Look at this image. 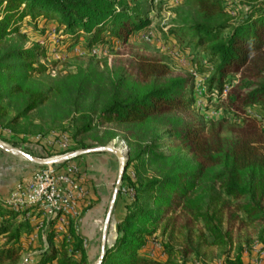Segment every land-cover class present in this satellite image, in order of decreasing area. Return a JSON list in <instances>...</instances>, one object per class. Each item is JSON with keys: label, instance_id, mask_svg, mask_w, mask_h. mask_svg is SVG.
I'll return each mask as SVG.
<instances>
[{"label": "trees", "instance_id": "16d2710c", "mask_svg": "<svg viewBox=\"0 0 264 264\" xmlns=\"http://www.w3.org/2000/svg\"><path fill=\"white\" fill-rule=\"evenodd\" d=\"M183 1L178 25L169 32L203 48L208 90L222 102L218 123L195 118L192 80L146 55L125 69L105 62L100 71L88 66L50 84L40 79L47 71L40 63L46 47H24L26 18L54 19L64 36L84 39L89 49L109 40L125 47L150 24L136 0H0V126L11 131L12 143L17 145L15 135L25 133L17 129L36 114L54 123H80L73 137L81 149L92 148L88 140L99 147L119 137L128 145L126 169H134L136 182L127 174L124 181L136 193L123 201L125 215L118 217L115 206V235L101 264H162L140 251L163 222L164 230H188L201 222L214 245H226L225 212L257 228L264 242V0L238 15L228 11L226 0ZM229 120L235 125L224 137ZM39 129L37 134L50 132ZM21 214L0 202V264L21 260L20 240L32 232L27 220L19 221ZM54 233H48L49 245L34 264H89L85 238L73 222L58 249ZM184 240V254L194 252L190 236ZM228 263L244 264L242 253Z\"/></svg>", "mask_w": 264, "mask_h": 264}, {"label": "rangeland", "instance_id": "374dc122", "mask_svg": "<svg viewBox=\"0 0 264 264\" xmlns=\"http://www.w3.org/2000/svg\"><path fill=\"white\" fill-rule=\"evenodd\" d=\"M258 0H226V7L232 15L246 13L249 7L255 5ZM147 12L150 24L146 30H140L132 35L128 45L121 47L116 41H110L106 46L89 49L84 39L72 40L62 34V28L54 19L39 17L36 21L26 18L22 24L21 32L26 34L27 39L23 42L24 47L33 49L36 45L46 47L45 58L40 63L47 69L40 79L46 83H52L69 75L75 74L80 68L92 66L99 71L103 69L106 62L110 69H125L136 56L146 55L165 63L175 75H181L192 80L191 90L194 99V116L199 122L210 123L220 122L224 113L220 108L222 102L218 94L209 91L207 82V67L205 52L202 47L196 44L189 45L186 41H179L170 35V29L178 25V12L184 3L183 0H136ZM133 5V4H132ZM204 88V89H203ZM229 87L224 90L228 92ZM227 95V93H226ZM225 95V96H226ZM222 94V98H225ZM72 118L64 122H52L39 115L33 114L30 121L17 129L25 131L24 134L15 135L18 139L17 146L3 141L8 147L19 149L29 155L42 159H56L63 156L97 148H112L115 150L129 148L122 137H119L104 146L95 147L90 140L86 145L90 149H81L74 140L76 122ZM81 124L78 123L77 126ZM235 124L232 120L223 125V136L230 137L229 129ZM39 126L50 132L42 135ZM76 126V127H77ZM0 132H6L13 137L11 131L0 126ZM22 133V132H20ZM101 156V161L87 163V156ZM24 163H29L22 158ZM83 160V161H82ZM128 162V160H127ZM126 162V165H127ZM36 170L47 165H32ZM59 170L67 168L76 170L74 178L87 190V198L80 203V216L77 219H67L66 224L59 230L57 219L54 226L48 224L51 220L43 221L42 226L37 224L38 217H27L21 214L19 221L27 220L31 227L30 235H23L20 243L24 249L19 264H34V260L44 253L49 245L48 233L53 229V243L58 249L63 241L69 238V229L73 222L74 229L84 238V247L89 254V264H97L102 253V241L104 236L107 215L111 209V203L115 196L116 201L111 210V217L107 227L106 242H112L115 235V225L120 214L125 215L123 201L134 199L135 190L129 187L124 181L127 174L132 182H136V175L133 168L126 169L120 180L122 161L113 153H90L79 156L73 160L53 164ZM34 171V172H35ZM118 202L119 212L117 217ZM8 206L7 200L2 202ZM122 210V211H121ZM100 211V219H95L94 213ZM116 211V212H115ZM114 212L116 215H114ZM94 214V215H93ZM228 212L222 216L223 232H230L229 243L218 246L213 244V239L205 230L203 223H196L188 230L179 226L164 230V222L159 230L146 241L145 248L140 251L147 258L162 264H229L237 253H242L244 264H264V242L259 239L257 228L247 221L241 222L232 219ZM2 219L0 218V224ZM22 223V222H21ZM181 223V222H179ZM190 236L194 252L187 255L185 252V237ZM0 246L5 243L0 237Z\"/></svg>", "mask_w": 264, "mask_h": 264}, {"label": "built area", "instance_id": "2783aa9c", "mask_svg": "<svg viewBox=\"0 0 264 264\" xmlns=\"http://www.w3.org/2000/svg\"><path fill=\"white\" fill-rule=\"evenodd\" d=\"M226 93L223 90L224 96ZM75 172L71 167L61 171L53 165L43 166L30 179L15 185L7 204L27 217L39 216L36 222L40 226L45 220L57 219L62 231L67 219L80 216V203L87 198V190L74 178Z\"/></svg>", "mask_w": 264, "mask_h": 264}, {"label": "crops", "instance_id": "0c3cea01", "mask_svg": "<svg viewBox=\"0 0 264 264\" xmlns=\"http://www.w3.org/2000/svg\"><path fill=\"white\" fill-rule=\"evenodd\" d=\"M0 141L12 144L14 147H18L14 145L11 140V135L6 132H0ZM32 156V155H31ZM35 157V156H34ZM102 158L99 156H87L85 159L87 163L101 161ZM22 157L9 153L0 148V202L2 203L5 200H8L10 194L12 193L15 185L24 180H28L33 176L35 171L34 162H31L27 159L29 163H24L22 161ZM82 160V161H83ZM95 215V219H100V211H97ZM93 214V215H94Z\"/></svg>", "mask_w": 264, "mask_h": 264}, {"label": "water", "instance_id": "95a60500", "mask_svg": "<svg viewBox=\"0 0 264 264\" xmlns=\"http://www.w3.org/2000/svg\"><path fill=\"white\" fill-rule=\"evenodd\" d=\"M0 148L12 153L14 155L20 156L24 159H27L31 162H34L36 164L39 165H53V164H58L60 162H65V161H70L73 160L79 156L85 155V154H90V153H103V152H108V153H113L115 154L121 161H122V167H121V171H120V180L123 177L124 171H125V167H126V162H127V154L122 153L120 150H115L109 147L106 148H97V149H91V150H86V151H82V152H77V153H73V154H69L66 156H63L61 158H56V159H42V158H37L34 156H31L19 149L16 148H12V147H8L7 145H5L3 142L0 141ZM117 191H118V187L115 193V196L112 200L111 203V209L107 215V220H106V224H105V230H104V236H103V243H102V253L101 256L98 260L97 264H101L103 262L104 256H105V251H106V247H105V242H106V234H107V227L110 221V217H111V210L113 208V205L115 204L116 201V195H117Z\"/></svg>", "mask_w": 264, "mask_h": 264}, {"label": "bare ground", "instance_id": "6f19581e", "mask_svg": "<svg viewBox=\"0 0 264 264\" xmlns=\"http://www.w3.org/2000/svg\"><path fill=\"white\" fill-rule=\"evenodd\" d=\"M120 151H121L122 153L126 154V153H125V149H124V148H123V149H121Z\"/></svg>", "mask_w": 264, "mask_h": 264}]
</instances>
